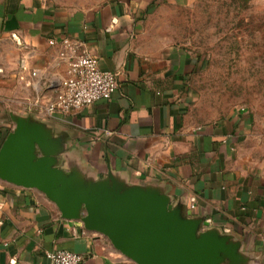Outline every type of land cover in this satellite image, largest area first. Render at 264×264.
I'll use <instances>...</instances> for the list:
<instances>
[{
  "label": "crops",
  "instance_id": "1",
  "mask_svg": "<svg viewBox=\"0 0 264 264\" xmlns=\"http://www.w3.org/2000/svg\"><path fill=\"white\" fill-rule=\"evenodd\" d=\"M193 2L106 0L72 10L0 0V148L13 130L5 117L31 116L61 139L57 167L65 173L155 188L184 214L194 199L191 218L238 243L245 264H264V171L247 170L239 157L245 122H196L183 96L194 61L144 31L156 11ZM63 38L81 41L117 89L108 102L46 117L31 104L55 94L63 67L49 41ZM58 250L79 255L80 264H133L107 238L61 218L39 191L0 180V264H52L46 254Z\"/></svg>",
  "mask_w": 264,
  "mask_h": 264
},
{
  "label": "water",
  "instance_id": "2",
  "mask_svg": "<svg viewBox=\"0 0 264 264\" xmlns=\"http://www.w3.org/2000/svg\"><path fill=\"white\" fill-rule=\"evenodd\" d=\"M14 129L0 148V180L42 193L61 218L107 238L134 264H245L240 245L191 218L152 187L126 186L112 176L86 179L57 167L62 141L31 116L9 113Z\"/></svg>",
  "mask_w": 264,
  "mask_h": 264
},
{
  "label": "rangeland",
  "instance_id": "3",
  "mask_svg": "<svg viewBox=\"0 0 264 264\" xmlns=\"http://www.w3.org/2000/svg\"><path fill=\"white\" fill-rule=\"evenodd\" d=\"M49 1L84 10L106 0ZM144 25L146 34L194 61L183 95L191 117L245 122L239 157L247 170L264 171V0H194L158 10Z\"/></svg>",
  "mask_w": 264,
  "mask_h": 264
},
{
  "label": "built area",
  "instance_id": "4",
  "mask_svg": "<svg viewBox=\"0 0 264 264\" xmlns=\"http://www.w3.org/2000/svg\"><path fill=\"white\" fill-rule=\"evenodd\" d=\"M50 46L58 45L57 60L63 67V76L58 82L54 96H37L32 108L43 116H66L76 113L98 101H110L117 89L114 74L101 71L96 59L90 55L85 45L75 39L63 38L59 43L51 40ZM24 68H21V72ZM37 71H30L29 77L36 78ZM29 83H25L28 87ZM195 208V200L190 199L189 212ZM52 264H80L81 257L68 250H58L46 254Z\"/></svg>",
  "mask_w": 264,
  "mask_h": 264
}]
</instances>
